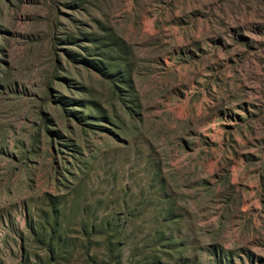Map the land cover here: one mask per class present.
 I'll return each mask as SVG.
<instances>
[{
  "label": "rangeland",
  "instance_id": "obj_1",
  "mask_svg": "<svg viewBox=\"0 0 264 264\" xmlns=\"http://www.w3.org/2000/svg\"><path fill=\"white\" fill-rule=\"evenodd\" d=\"M0 264H264V0H0Z\"/></svg>",
  "mask_w": 264,
  "mask_h": 264
}]
</instances>
